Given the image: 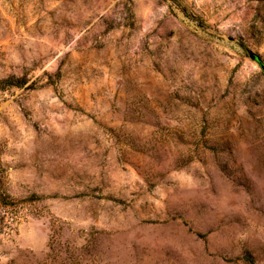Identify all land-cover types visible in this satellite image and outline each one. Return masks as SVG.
I'll return each mask as SVG.
<instances>
[{
  "label": "rangeland",
  "instance_id": "374dc122",
  "mask_svg": "<svg viewBox=\"0 0 264 264\" xmlns=\"http://www.w3.org/2000/svg\"><path fill=\"white\" fill-rule=\"evenodd\" d=\"M0 264H264V0H0Z\"/></svg>",
  "mask_w": 264,
  "mask_h": 264
},
{
  "label": "trees",
  "instance_id": "16d2710c",
  "mask_svg": "<svg viewBox=\"0 0 264 264\" xmlns=\"http://www.w3.org/2000/svg\"><path fill=\"white\" fill-rule=\"evenodd\" d=\"M4 82L6 84H8V86H11V87H21L24 84L23 81H19V79H15V81L7 79ZM11 82H13V83H11Z\"/></svg>",
  "mask_w": 264,
  "mask_h": 264
}]
</instances>
